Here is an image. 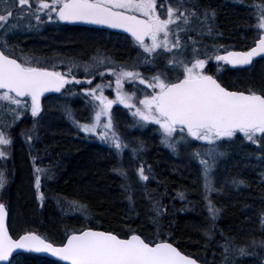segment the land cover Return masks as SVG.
<instances>
[{
  "label": "snow or ice",
  "instance_id": "1",
  "mask_svg": "<svg viewBox=\"0 0 264 264\" xmlns=\"http://www.w3.org/2000/svg\"><path fill=\"white\" fill-rule=\"evenodd\" d=\"M233 2L250 9L248 16L255 20L246 21V26L254 30L253 44L242 50L217 39L224 35L217 22L219 10L204 0H0V161L4 162L0 165V191L8 183L7 161L14 144L11 130L30 116L32 127L22 131L21 137L29 146L36 200L43 206V179H53L54 172L51 167L37 164L42 158L33 155L32 149L44 119L42 98L56 93L64 98L61 111L77 133L94 137L116 158L110 171L121 180L129 218L135 211L137 183L121 157L130 150L132 160H138L145 146L123 137L114 105L127 109L133 118L129 127L155 125L161 145L175 157L183 153L199 165L210 219H219L222 209L215 207L211 196L222 191L214 187V173L228 156L225 149L238 146L239 141L255 146L258 152L254 150L252 155L264 161V85L234 90L221 78L228 68L245 69L257 57L264 59V0ZM45 25H56L58 30L61 25L116 30L126 34L122 39L138 51L135 58H130V65H122L100 49L88 59L42 56L9 39L21 30L40 32ZM97 76L101 82L94 84ZM126 84L131 85L130 90ZM106 89H111L114 98L105 94ZM75 96H80L88 113L84 122L74 115L69 104ZM136 176L139 182L155 179L151 165L145 167L142 160ZM257 178L264 186V170L258 172ZM230 182L237 188L249 186L236 177ZM146 196L151 201L149 219L157 229V238L144 237L131 228L121 235L82 227L66 229L59 244L33 231L11 235L6 224L9 210L0 202V264H22L25 253L46 254L60 264H203L161 236L164 206L159 197L150 193ZM177 197L187 200L184 192H178ZM67 203L72 211L88 217L86 204L76 200ZM259 221L264 230V206ZM203 235L206 244L211 243L215 224ZM218 246L223 249L221 264H237L244 256H254L264 264V256L260 255L264 239L239 246L225 238Z\"/></svg>",
  "mask_w": 264,
  "mask_h": 264
},
{
  "label": "trees",
  "instance_id": "2",
  "mask_svg": "<svg viewBox=\"0 0 264 264\" xmlns=\"http://www.w3.org/2000/svg\"><path fill=\"white\" fill-rule=\"evenodd\" d=\"M204 1L219 10L217 22L224 35L217 37L218 39L236 49H246L253 44L254 30L246 26V21L254 22V19H249L245 13L250 11L248 8L234 3L233 0ZM233 10L236 13L232 12ZM263 62L264 60L257 61L245 70H226L221 73V78L234 90H243L245 85L259 87L264 85V67L260 66ZM209 67L214 70L213 65ZM31 127L32 119L25 117L11 130L14 144L9 149L11 158L7 161L8 183L0 191V202L5 203L9 210L8 227L12 235L33 231L49 236L59 244L66 229L91 227L115 231L121 235L131 228L144 237L157 238V229L149 219L151 201L147 197L146 201L135 197V211L129 218V204L122 194L121 180L110 171L112 165L117 163L116 158L110 155L106 146L80 138L71 131L62 133L63 131L56 129L57 131L45 133L39 126V140L34 145L32 154H38L42 158L37 161L38 165L51 167L54 172L53 179H43L42 192L45 200L41 206V202L36 200L29 146L21 137V132ZM131 129L134 131V128ZM129 137L135 140L134 137ZM137 137L136 142H143L145 146L140 159L133 161L131 151L125 150L121 160L125 167H139L141 160L145 167L151 165L155 179L145 182V186L149 191H155V196L160 198L164 206L161 220V236L164 239H169L179 250L198 261H203V264H221L223 249L218 245L223 243L225 238L239 246H245L253 239H264V230L261 229L259 221V213L264 206L261 202L264 198V186L260 185L257 178L258 172L264 170V161L255 159L259 167L255 172L253 169L249 176L251 178L245 180L248 187L237 189L227 184L223 186L222 191L212 193L213 204L222 211L219 219L211 221L202 195V184L197 180L195 182L189 174L179 176L176 172L179 168L173 164L171 158L172 153L162 147L148 132L144 138L140 135ZM241 147L243 150L240 152L244 155H251L255 150V146L239 143L226 151L229 153L232 150H240ZM3 163L0 161V165ZM219 165L215 175L219 179H241L238 177L239 171L237 174L233 168V161ZM226 165L229 168L222 170ZM246 172L244 173L247 174ZM178 192H184L187 200L181 201L177 197ZM72 200L87 205V218L70 209L67 202ZM188 201H191V205ZM213 223L215 237L211 243L206 244L203 232L212 227ZM257 251L260 252L259 249ZM260 255L264 256V252H260ZM24 257L22 264H58L32 255ZM237 264H261V261L254 256H244L239 257Z\"/></svg>",
  "mask_w": 264,
  "mask_h": 264
},
{
  "label": "rangeland",
  "instance_id": "3",
  "mask_svg": "<svg viewBox=\"0 0 264 264\" xmlns=\"http://www.w3.org/2000/svg\"><path fill=\"white\" fill-rule=\"evenodd\" d=\"M223 8L225 9V7ZM249 10L250 9H248V11ZM232 12H235V11L233 10ZM245 13L248 14V12H245ZM249 19H251V17ZM252 19H254V17H252ZM44 27L42 28L40 32H27L23 30L18 31L15 36L10 37L9 39L12 42L18 43L21 47L23 48L27 47L31 52H35L36 54L42 55V56H57V57L75 56L81 59L83 57L84 59H88L93 54L96 53L97 49L107 48L108 49L107 52H109V56L115 59L117 64H122V65L125 63H127V65H130L132 62L130 58H135L137 51H138L137 49L133 48L128 42L122 39V37L119 35L117 36V35H113V34L111 35V34H106V33L93 34L87 31L65 30L61 28H59L58 30L56 26L49 27L50 31H48L49 29L44 28ZM244 38L245 37H243V39ZM205 39L207 40V38ZM220 41L222 43H225L222 40ZM45 52L47 54H44ZM260 66H262L263 68L264 62L261 63ZM109 80H113V78L109 77ZM100 82H101V78L96 77L93 83L95 84V83H100ZM76 87L77 89L79 88V86H76ZM85 87H87V85H85ZM113 87H114V84H113ZM110 92H112L111 89L105 90L106 95H109ZM63 101H64V98L59 96V98L50 99L45 103L44 119L40 124L41 129L45 133L51 132V131H57L56 129L63 131L62 133H66L67 130L69 131L74 130L76 135L78 136L76 128L72 129L68 125H64L66 124L65 119H64L65 117H64L63 112L61 111V105L63 104ZM70 106L73 108L72 110H73L74 115L78 119H81L82 121H84V118L88 115V113L85 112L84 104L81 103L79 99H76V103L70 102ZM128 116L130 117V120H128L126 117H120L119 119H117L119 123V131L121 132V134L126 140H128L129 142L133 144H136L137 143L136 139H138V137L136 138V136H138V133H134L131 127H129L130 122L133 118L131 117L130 114H128ZM27 117L31 118L30 116H27ZM121 125H123V128L127 126L128 127L127 129L129 130L127 129L124 130ZM150 126L151 127L154 126V127L145 128L142 132H140L139 135L142 138H144L145 134L148 132V134L152 136L153 138H155L157 142H159L160 144L159 134L154 131L156 126L155 125H150ZM66 128H71L72 130L66 129ZM126 132L127 134H129V136L134 137L135 140H132V138L129 137L126 134ZM193 143L194 145L199 146L198 142H193ZM239 143L240 142L237 141V145ZM161 146L164 147L163 145ZM166 150L169 151L168 149ZM241 150H243V147H241L240 150L238 149L236 151L235 150L230 151L228 153V156L222 161H220V164L222 162L229 163L230 161H233V163L235 164L233 168H235L237 174H238V171L240 174L238 175V177H241V179L243 180H247V178L248 179L251 178L249 176L250 174H252V170L254 169V172H255V170L258 169L259 164L255 161V157L252 154L244 155L242 152H240ZM171 155H172L171 158H173V164L176 167L178 166L179 168L176 171L179 176L189 174L191 178L195 180V182L197 180L198 183H201L203 185L202 178L199 176V173H198L199 165L195 161H190V157L186 156L183 153L181 154L179 158L175 157L173 154ZM136 168L138 167L137 166L135 167L134 165L131 166L130 172H129L130 176L137 183V191L135 195L136 199L145 200V198L147 197L146 193H150L155 196L156 195L155 191L152 189L149 191V189L146 188L145 186V182L138 181V177L136 176ZM228 168L229 166L226 165L223 167L222 170H226ZM244 172H246L247 174H245ZM215 175H216V172L214 173V182H216V185H214V187H216L217 189H221L223 188V186L227 184H231L230 181L224 180L225 178L221 180ZM213 193H216V192H213ZM47 237L49 239H52L49 236Z\"/></svg>",
  "mask_w": 264,
  "mask_h": 264
},
{
  "label": "flooded vegetation",
  "instance_id": "4",
  "mask_svg": "<svg viewBox=\"0 0 264 264\" xmlns=\"http://www.w3.org/2000/svg\"><path fill=\"white\" fill-rule=\"evenodd\" d=\"M56 25H46L45 28L49 29L48 31H50V28L49 27H54ZM57 27V26H56ZM59 28L61 29H65V30H79V31H87V32H90V33H93V34H113L111 32H108L106 30H98V29H94V28H86V27H83V26H69V25H61ZM114 35V34H113ZM130 41V39H128ZM130 44V43H129ZM131 45V44H130ZM132 46V45H131ZM24 49L26 51H30L27 47H24ZM101 51H104L106 52L108 55H109V52H107V48H99ZM44 54H47L46 52ZM83 57V56H82ZM84 59V57L82 58ZM115 60V59H114ZM79 75L82 77L84 74L82 72L79 73ZM99 77V76H97ZM106 80H109V77H106ZM126 89L130 90L131 89V85H128L126 84L125 85ZM142 87V86H141ZM109 98H114V93L113 92H110L109 93ZM114 112L116 113V119H119L120 117H126L128 120H130V117L128 116V111L127 109H124L122 106L120 105H114ZM80 121H82L81 119H79ZM127 122V120H126ZM66 124L64 125H68L70 127V124L68 122H65ZM133 123V119L131 120L130 124ZM122 128H123V125H121ZM148 128L151 127L150 125L147 126ZM154 127V126H152ZM151 127V128H152ZM128 127L126 126L125 128H123L124 130L127 129ZM66 129H69V128H66ZM140 129V128H139Z\"/></svg>",
  "mask_w": 264,
  "mask_h": 264
},
{
  "label": "water",
  "instance_id": "5",
  "mask_svg": "<svg viewBox=\"0 0 264 264\" xmlns=\"http://www.w3.org/2000/svg\"><path fill=\"white\" fill-rule=\"evenodd\" d=\"M82 26H85V25H82ZM88 27H95V26H88ZM96 28H97V27H96ZM100 29H101V28H100ZM108 30H110V29H108ZM110 31H112V32H117L116 30H110ZM119 34L126 35V34H123V33H119ZM260 59H262V58L257 57V58L255 59V61L260 60ZM255 61H254V62H255ZM249 67H251V66H249ZM249 67H247V68H249ZM247 68H245V69H247ZM229 69H231V68H229ZM231 70H235V69H231ZM54 94H56V93H49V94H46L45 97L50 96V95H54ZM45 97H44V98H45ZM42 99H43V98H42ZM7 220H8V218H7ZM7 220H6V224H7ZM25 254H27V253H25ZM32 255L39 256V257H43V258H47V259H49V260L55 261V262H57V263H60V262L56 261L54 257L47 256L46 254H32Z\"/></svg>",
  "mask_w": 264,
  "mask_h": 264
}]
</instances>
